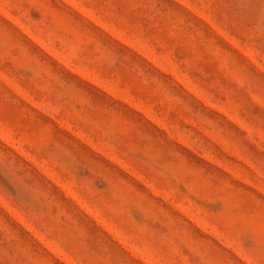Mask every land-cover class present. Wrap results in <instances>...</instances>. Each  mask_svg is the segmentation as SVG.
Listing matches in <instances>:
<instances>
[{
	"label": "rangeland",
	"instance_id": "374dc122",
	"mask_svg": "<svg viewBox=\"0 0 264 264\" xmlns=\"http://www.w3.org/2000/svg\"><path fill=\"white\" fill-rule=\"evenodd\" d=\"M0 264H264V0H0Z\"/></svg>",
	"mask_w": 264,
	"mask_h": 264
}]
</instances>
